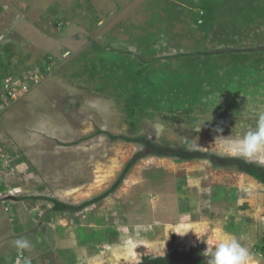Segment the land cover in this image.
<instances>
[{"label":"rangeland","instance_id":"374dc122","mask_svg":"<svg viewBox=\"0 0 264 264\" xmlns=\"http://www.w3.org/2000/svg\"><path fill=\"white\" fill-rule=\"evenodd\" d=\"M109 134L264 167V0H0V264H264V184L208 160L145 157L55 211L144 149Z\"/></svg>","mask_w":264,"mask_h":264},{"label":"trees","instance_id":"16d2710c","mask_svg":"<svg viewBox=\"0 0 264 264\" xmlns=\"http://www.w3.org/2000/svg\"><path fill=\"white\" fill-rule=\"evenodd\" d=\"M191 31V30H189ZM222 54H231L232 61L236 62L238 65V61L243 56L237 55L235 52H227L222 51ZM204 54V55H208ZM109 138L113 141H125L129 143H136L143 145L144 149L135 154L132 159L126 164L123 169V172L119 176V179L116 183L112 186L109 192L103 194L92 202L87 201L80 206H71L59 202L57 200H53L54 203V210L55 211H68V210H83L87 206L93 203H98L105 199L106 197L110 196L111 194L115 193L120 185L125 180L126 176L131 172L132 168L143 158L153 156L159 158H172L177 159L179 161H194V160H208L215 167L218 168H236L242 173H245L256 180L260 181L264 184V167L260 165H256L253 163H249L244 159L238 157H222V156H215L210 154H205L204 152L200 151H185V150H176L172 148H167L160 146L156 143L151 142L146 137H137V138H129L124 135H113L109 134ZM215 264V259L209 254L207 255L203 251V247H197L190 249L188 251L184 250H174L166 256L157 257V258H150L144 257L141 262L137 264Z\"/></svg>","mask_w":264,"mask_h":264},{"label":"crops","instance_id":"0c3cea01","mask_svg":"<svg viewBox=\"0 0 264 264\" xmlns=\"http://www.w3.org/2000/svg\"><path fill=\"white\" fill-rule=\"evenodd\" d=\"M33 97V92L31 91L30 93H28L27 94V96L26 97H24V99H22V101H24V100H28L29 102H31V100H30V98H32ZM21 101V102H22ZM32 103V102H31ZM9 111L8 112H6L5 114H4V116L3 117H5V118H7V119H9ZM28 131H32L31 133H33V127H30V126H28V127H25ZM26 129H24L23 131H25ZM22 140V139H21ZM3 142V141H2ZM2 142H1V144H2ZM13 144V143H12ZM3 145H4V147H6V146H8L9 145V143H5V142H3ZM12 146V145H11ZM33 146V145H32ZM15 145L13 146V148L15 149ZM16 149H17V147H16ZM20 152H25V144L23 143V140L22 141H20V147H19V149H18ZM30 153H31V164H33V149L30 151Z\"/></svg>","mask_w":264,"mask_h":264},{"label":"built area","instance_id":"2783aa9c","mask_svg":"<svg viewBox=\"0 0 264 264\" xmlns=\"http://www.w3.org/2000/svg\"><path fill=\"white\" fill-rule=\"evenodd\" d=\"M28 91H29L28 86H27V85H26V86L23 85L22 88H21V92H18L19 97L24 96ZM20 93H21V94H20ZM12 95H13V94H12ZM20 95H21V96H20ZM15 96H16V95L12 96V98L14 99ZM15 190H16V189H15ZM15 190H14V191H15Z\"/></svg>","mask_w":264,"mask_h":264},{"label":"bare ground","instance_id":"6f19581e","mask_svg":"<svg viewBox=\"0 0 264 264\" xmlns=\"http://www.w3.org/2000/svg\"><path fill=\"white\" fill-rule=\"evenodd\" d=\"M15 189H16V188H14V190H15ZM14 190H13V191H14Z\"/></svg>","mask_w":264,"mask_h":264}]
</instances>
